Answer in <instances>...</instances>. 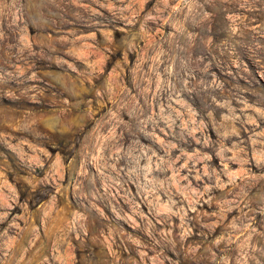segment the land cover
Instances as JSON below:
<instances>
[{
    "label": "rangeland",
    "instance_id": "374dc122",
    "mask_svg": "<svg viewBox=\"0 0 264 264\" xmlns=\"http://www.w3.org/2000/svg\"><path fill=\"white\" fill-rule=\"evenodd\" d=\"M0 264H264V0H0Z\"/></svg>",
    "mask_w": 264,
    "mask_h": 264
}]
</instances>
